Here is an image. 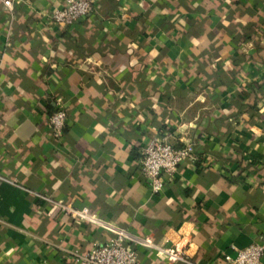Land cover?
Instances as JSON below:
<instances>
[{
    "label": "crops",
    "instance_id": "obj_1",
    "mask_svg": "<svg viewBox=\"0 0 264 264\" xmlns=\"http://www.w3.org/2000/svg\"><path fill=\"white\" fill-rule=\"evenodd\" d=\"M64 1H0V264H78L113 235L59 201L183 255L133 241L136 264L264 245V0H96L68 25ZM161 139L194 159L154 192L139 162Z\"/></svg>",
    "mask_w": 264,
    "mask_h": 264
},
{
    "label": "built area",
    "instance_id": "obj_2",
    "mask_svg": "<svg viewBox=\"0 0 264 264\" xmlns=\"http://www.w3.org/2000/svg\"><path fill=\"white\" fill-rule=\"evenodd\" d=\"M7 9H12L14 0H0ZM96 0H65L53 10L50 17L55 23L71 24L78 19L87 18L94 11ZM65 111L60 103L48 117V128L53 136L59 137L65 125ZM194 159V148L191 143L176 147L166 139L155 140L142 149L140 171L154 192L160 191L166 181L173 179L179 164ZM0 179H3L0 176ZM59 207L73 218L84 219L108 227L113 235L104 242H94L90 248L81 253L76 250L70 254L78 264H136L137 252L133 241L147 248L154 249L156 254L163 255L170 261L183 259L180 251L168 246L153 244L149 239L137 240L121 228L112 227L107 222L91 213L87 207L74 208L69 204L58 202ZM264 245L253 242L241 249H235L233 255L225 254V260L231 264H261Z\"/></svg>",
    "mask_w": 264,
    "mask_h": 264
},
{
    "label": "trees",
    "instance_id": "obj_3",
    "mask_svg": "<svg viewBox=\"0 0 264 264\" xmlns=\"http://www.w3.org/2000/svg\"><path fill=\"white\" fill-rule=\"evenodd\" d=\"M93 12H94V11H93ZM93 12H92V13H93ZM92 13H91V14H92ZM91 14H90V15H91ZM90 15H89V16H90ZM89 16H88V17H89ZM179 23H180V22H179ZM63 130H64V128H63Z\"/></svg>",
    "mask_w": 264,
    "mask_h": 264
}]
</instances>
